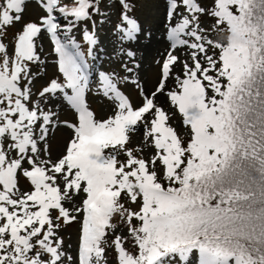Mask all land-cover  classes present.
<instances>
[{"label": "snow or ice", "instance_id": "1", "mask_svg": "<svg viewBox=\"0 0 264 264\" xmlns=\"http://www.w3.org/2000/svg\"><path fill=\"white\" fill-rule=\"evenodd\" d=\"M137 3L0 0V264H264V0H163L152 89Z\"/></svg>", "mask_w": 264, "mask_h": 264}, {"label": "rangeland", "instance_id": "2", "mask_svg": "<svg viewBox=\"0 0 264 264\" xmlns=\"http://www.w3.org/2000/svg\"><path fill=\"white\" fill-rule=\"evenodd\" d=\"M39 10L33 4L26 6L25 19H35ZM137 16L145 30L152 33L150 40L141 38L138 42L127 43L123 45L125 50L131 49L135 52V60L139 64L138 74L141 82L147 89H152L156 84L158 78V67L156 61L161 58L165 53L168 42L165 37L163 27V0H138L137 3ZM115 19V17H113ZM99 27V26H98ZM11 31V30H10ZM100 43L97 45L95 54L90 58V66L93 76L99 71H110L115 68L120 72V62L124 60L127 62L128 58L123 56L119 51L121 45L117 42V38L111 32V29L105 25L99 28L98 32ZM76 39L80 37L76 34ZM45 51L48 50L49 45L47 39L44 40ZM131 67V63H129ZM53 72L52 67L48 69V74ZM126 75V73H121ZM132 99L136 100V91L133 87L129 86L125 89ZM163 98H161L162 100ZM92 108L98 115H104V109L101 102L90 98ZM70 114H69V117ZM63 137L61 136L60 139ZM72 243L75 244L73 237Z\"/></svg>", "mask_w": 264, "mask_h": 264}]
</instances>
